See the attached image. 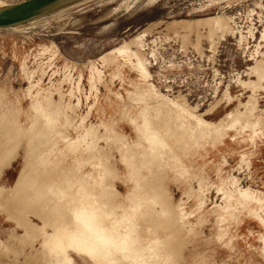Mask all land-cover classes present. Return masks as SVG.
Instances as JSON below:
<instances>
[{
    "label": "rangeland",
    "instance_id": "1",
    "mask_svg": "<svg viewBox=\"0 0 264 264\" xmlns=\"http://www.w3.org/2000/svg\"><path fill=\"white\" fill-rule=\"evenodd\" d=\"M50 11L0 28V188L25 196L42 166L85 181L90 213L105 212L89 234L97 251L69 248L67 264H264V0H75ZM212 15L229 31L170 25ZM155 97L166 102L156 124L172 136L150 160L136 124ZM37 205L71 222L50 200ZM14 210L0 212V264H55L52 226Z\"/></svg>",
    "mask_w": 264,
    "mask_h": 264
},
{
    "label": "bare ground",
    "instance_id": "2",
    "mask_svg": "<svg viewBox=\"0 0 264 264\" xmlns=\"http://www.w3.org/2000/svg\"><path fill=\"white\" fill-rule=\"evenodd\" d=\"M7 5L8 3L4 2L3 0H0V7L7 6ZM228 20L229 18L221 19L219 16L217 17V16L212 15L208 17L193 19V20L180 19V20H175L172 22L170 21L171 22L170 25H171V28L174 29L176 32H190L192 31V29L202 27V28H206L210 33L214 34V32L216 31H220L222 33L229 31L230 28L228 25ZM18 26H21V24L10 26V28L13 29ZM208 39H209V34H208ZM121 47L127 49L130 55L134 56L137 59V61H141V54L139 53L138 50H135V51L131 50L127 43L122 44ZM152 101H153V104L150 107L152 113H150V111L149 113H147L146 109L141 110L140 115L142 117V123L140 122L141 124H136V128L139 131L140 135L142 136V139L144 138L145 141L148 142V144L151 147L150 149L152 151V156L151 158H148L150 160L152 158L153 159L162 158V156L164 155L165 149H169L170 147L168 140L172 136L171 130L168 129V125L164 124L163 126L160 124L158 125L156 124V120H157L156 117L159 114V110H161V108L165 106L166 102L159 99L158 97H155L154 100ZM173 106L181 108L178 105L173 104ZM43 115L45 116L46 121L48 122L52 121L51 115L47 111H44ZM153 115H155V117H153ZM3 136L5 137L6 140L11 139V137L7 135L6 133H4ZM148 159H143V164L148 165L149 164ZM39 171H40L39 177H41L40 178L41 183H38L36 178H30L25 183L26 195L23 197H20L18 195H13L11 192L5 193L0 188V212L10 217H11V212H13L12 209L13 210L15 209L14 210L16 212L15 215L20 214V213H32L42 218L44 224L47 223L51 225L53 229V235L47 236V239H49L50 241L49 253H50V256L55 258V264H67V261L65 259V253H66V250L69 248H72V249L77 250L78 252L87 253V254H93L94 252H96L97 251V244L95 241L96 237L92 238L89 236V234L96 232L95 227L99 223L100 218L103 217L105 212L104 211L96 212L97 215L90 213V210L92 209V207L90 209L84 197L85 195V189H84L85 183L84 182L85 181H82L80 179L77 181L75 178V171L73 169L69 171L67 170V174L64 177L62 175L57 176L54 173L49 174L48 173L49 170L43 166L40 168ZM49 200L51 201V206L56 205L57 208H61V209L63 208L68 213H71L70 223H66L63 225L62 224L60 225V223L56 224V222L46 217V213H44V211L42 213L44 214V216L41 213H38L37 204H40L41 208L44 209L45 204L49 203ZM20 203L21 204L25 203L24 209L21 208L22 205H19ZM10 205L11 206L14 205V206L11 207ZM32 207L34 209H30ZM46 208H49V206ZM31 210H34V211H31ZM127 211L130 212V210H127ZM137 214L138 213H136L135 215ZM129 221L131 222L132 226L136 224L133 218L130 219ZM99 225L101 224L99 223ZM156 238L153 237V240ZM141 240L142 238H139L137 240H133L132 242L139 243ZM108 253H109L108 255L107 254L105 255L106 258H109L110 257L109 255H112L111 251H108ZM122 257L127 258L128 256L125 253H122Z\"/></svg>",
    "mask_w": 264,
    "mask_h": 264
},
{
    "label": "water",
    "instance_id": "3",
    "mask_svg": "<svg viewBox=\"0 0 264 264\" xmlns=\"http://www.w3.org/2000/svg\"><path fill=\"white\" fill-rule=\"evenodd\" d=\"M75 0H20L0 7V28L22 24Z\"/></svg>",
    "mask_w": 264,
    "mask_h": 264
}]
</instances>
